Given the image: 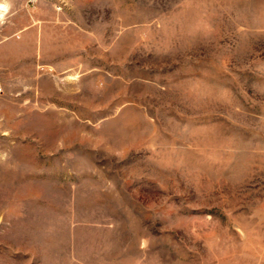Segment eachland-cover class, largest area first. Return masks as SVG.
I'll return each mask as SVG.
<instances>
[{
    "label": "rangeland",
    "instance_id": "374dc122",
    "mask_svg": "<svg viewBox=\"0 0 264 264\" xmlns=\"http://www.w3.org/2000/svg\"><path fill=\"white\" fill-rule=\"evenodd\" d=\"M0 264H264V0H0Z\"/></svg>",
    "mask_w": 264,
    "mask_h": 264
},
{
    "label": "crops",
    "instance_id": "0c3cea01",
    "mask_svg": "<svg viewBox=\"0 0 264 264\" xmlns=\"http://www.w3.org/2000/svg\"><path fill=\"white\" fill-rule=\"evenodd\" d=\"M3 42V41H2Z\"/></svg>",
    "mask_w": 264,
    "mask_h": 264
}]
</instances>
